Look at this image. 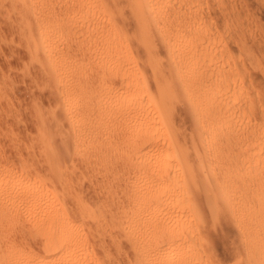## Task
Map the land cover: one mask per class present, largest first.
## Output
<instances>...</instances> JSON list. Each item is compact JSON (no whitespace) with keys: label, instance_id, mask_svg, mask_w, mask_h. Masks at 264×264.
<instances>
[{"label":"bare ground","instance_id":"obj_1","mask_svg":"<svg viewBox=\"0 0 264 264\" xmlns=\"http://www.w3.org/2000/svg\"><path fill=\"white\" fill-rule=\"evenodd\" d=\"M56 1L14 0V11L26 21L30 59L56 90V108L67 132L57 139L59 132L48 127L62 125L55 113L49 122L41 119L45 166L31 173L33 181H25L28 169L0 167V264H112L103 248L110 235L115 245L127 243L132 264H199L200 254L191 245L206 240V230L199 226L203 207L211 213V226L236 224L241 254L252 264H264L263 222L229 193L237 184L233 172H217L213 161H204L205 155L212 157L241 138L248 144L250 172L247 178L240 175V182L264 179V122L253 115L254 120L243 119L246 106L236 104L246 96L243 80L235 81L236 67L227 70L218 62L215 37L197 11L201 4ZM65 34L73 36V43L61 49L55 41ZM72 54L79 61L70 60ZM77 94L86 97L72 101ZM181 105L191 126L190 149L176 125ZM244 125L251 128L244 130ZM87 140L92 144L84 150ZM75 156L98 169L89 166L90 172L102 174L101 205L89 206L76 192L73 162H80ZM196 231L202 233L196 236ZM93 244L98 255L91 251Z\"/></svg>","mask_w":264,"mask_h":264},{"label":"rangeland","instance_id":"obj_2","mask_svg":"<svg viewBox=\"0 0 264 264\" xmlns=\"http://www.w3.org/2000/svg\"><path fill=\"white\" fill-rule=\"evenodd\" d=\"M58 1L59 0H57L56 2L58 3ZM197 1L198 3L193 1L192 3H194V6L195 4H201L202 6V7L200 6V9H198L197 11L198 12L202 11L201 14L204 16L203 17L204 20H202V22L203 21L204 22L202 24L204 25V27L207 26L206 28L209 35L211 33L210 35L211 38L214 39L215 37L214 41L216 40L215 42L218 47L217 59L218 58L220 59V61L218 59V62H220L221 64L225 63L224 66L226 69L236 67L232 69V72L233 71L238 72L237 74L239 78L238 77L237 79L235 78V81L239 83V80L240 81L243 80L242 81L243 83L242 82L240 83H241V87L243 88L245 87V89L243 90V94L246 96L244 100L241 101L242 103L239 102L241 104L236 102L239 109L242 108L243 106H246L243 107L245 112L243 111V109H241L242 114L245 113L243 114L244 115L243 119L245 120L246 117L253 119L252 117H255L254 119L256 120V122H258L259 120V123L260 122L263 123L264 94H262L261 92L264 93V80H263L264 71L262 72L264 68V64H263L264 62L262 63V60H264L263 58L264 57V0H197ZM55 7H57V4H55ZM14 8H15L14 0H0V167L4 168L5 170H9L13 172H19L23 169L24 170L28 169L29 176L26 178L25 181L31 182L35 179L33 177V174L31 173L35 172L36 170L40 171V169L44 168L45 166L43 159L44 147H42L43 144H41L42 142L41 133L44 132V131L41 132V128L43 130V127L45 126L44 125L42 126V122L44 123V121H46L44 119H47L48 121L46 122H49L52 119L54 113L57 115L56 117L61 119V123H59V125L61 124L62 125L59 126L58 128L56 127L55 129L53 128V126H51L48 123V127L50 126L52 128L51 131L59 132L57 139L62 137L67 132L66 131L67 126L66 123L63 121L62 117H60L61 113L56 108L59 104L56 90H54L52 84L49 83L50 81L47 82L48 79H46V76H44L45 73H43L45 71L41 70L40 67H38L37 64L31 61L32 59H30L31 54L28 47L29 46L27 41L28 39H26L27 37L25 36V31L23 29V24L26 21L23 16L18 15V13L14 11L16 10ZM131 28L132 27H128L129 30H131ZM245 36H247L246 41L244 38ZM73 39L74 38L71 35H67V34L60 35L57 37L55 44L58 47H61V49H63L67 47V45L72 44ZM255 44L257 45V48H255L256 47L254 46ZM219 52H220V56L218 57ZM260 52H263V54ZM253 53L256 54L257 56L254 55ZM73 56L75 57V55L72 54L68 58L70 60H73ZM41 58H43V55H41ZM75 58L79 61L80 56L77 55ZM256 58H258L257 59L258 61L256 60V62H259V59H261L260 62L263 68L260 63L259 65L261 67L257 65V63L255 62ZM83 63L86 66L89 64V63L86 64L87 61L82 62V64ZM166 63L168 65L169 61L167 60ZM254 64H256L255 66L258 68L257 70ZM44 65L47 67L45 63ZM239 68L242 70H240ZM259 68H261L262 70ZM254 69L256 72H254ZM45 70H47V68H45ZM256 73L257 75H255ZM237 74H234L235 77L237 76ZM256 77L258 80L256 79ZM255 84L256 86L254 87L255 90L257 89L256 91H254V87H252ZM257 91H261L260 94H258L259 92L257 93L259 97L258 95L256 96ZM252 93L254 95H252ZM85 97L86 96H83L82 94L79 95L77 94L73 96L71 100L80 101V100H84ZM254 104L256 106L251 107ZM181 107L183 106L181 105L179 107L180 108L178 111L179 118L178 116L176 117V125L177 128L182 129L180 131L183 133L185 138H187L186 145H184V147L190 149L191 147L190 139L192 135L191 126L188 122L189 120L187 119V117L183 116L184 115V113L182 112L183 108ZM256 107L258 109H256ZM179 112H181L180 114H182V117H180ZM247 113L248 115H246ZM41 119H43L42 122ZM177 122L179 125L177 124ZM61 128L64 133L60 131ZM250 128L251 126L249 127V125H244L242 129L248 130ZM250 138L252 137L249 136L247 138L246 136V140ZM239 139L241 140V138ZM239 139H237L238 144L235 143L231 145L233 148L231 146H227L226 148H223V151L221 150L220 153L224 152L222 153L224 155L221 156V154L217 152L211 154L213 155L211 157L209 156V154H207L204 156V161L206 163L209 160L213 161L217 172L219 171L220 173H224L225 171L233 172L232 178H234L233 180L237 184H235L236 186L234 185V187L230 190L229 193L235 194V199L239 200V201L235 200L236 203L238 202L240 203V200L241 202H244V204L246 203L245 206L248 205L247 208L249 209V211L253 213H257L258 215L255 214V217H260L261 221L264 224V179H262L261 181H253L256 182V184L251 183L252 181H250V183L249 181L248 182L246 181L247 184L241 183L242 181L240 180V178H242V176L243 177L245 176V178H247L246 175L250 172V170L248 169L249 164L246 163L247 162L246 159H248L247 157L248 144L247 145L242 144ZM91 144H92L91 140L85 141L82 144L84 148L81 146L80 150L81 151L83 149L88 150ZM76 158H79L77 160H79L80 162L78 163L77 161L76 163V160L75 162H73L76 169L75 177L77 182H79L78 184L75 183L77 184L75 185L76 192H78V194L81 197H83L84 201L89 206L94 208L98 204L101 205L102 203H104L102 201H105L103 196H102L103 199H101L102 198L100 193L101 191L99 192L100 185L103 179L102 174H100V172L98 173L96 171L98 169L93 165L91 166L88 164L85 165L84 163L85 165L84 167V165H82V159L79 156ZM190 161H192V159H190ZM70 164L71 163H67L68 166L71 165L73 166V164L71 165ZM92 167L94 169L96 168L95 173H93L94 169ZM89 168L90 171L93 170V172H90L88 170ZM79 173L81 176L78 175ZM119 173H118V178L121 180L122 175ZM99 177L102 179H100ZM76 180L74 179V182ZM84 181L86 184L83 183ZM122 184L123 183H121L120 188L119 187L116 188V190L117 189L119 190V192L117 190L118 193L122 191L121 189L123 188L124 185ZM78 189L82 191H77ZM245 197L247 198V200H245L246 199ZM203 208L201 210H203ZM258 208L260 211L258 210ZM204 209H205V211L203 210L204 212H201V210H199L200 211L199 213H201L202 220H204V223L202 221V223H200L199 226H201L204 231L206 230L205 231L206 233L204 234L206 236V240L203 239L202 241L200 240V242L199 241L197 242V240H195L196 242H194L193 245H191L193 246L192 247L193 250H196L195 253L199 252L197 253L198 256L200 254L199 258H201V260L199 261V264H201L202 262L203 264H252L248 261V258L244 256V254L242 255L240 252L243 239L239 233V230L237 229V225L236 224L224 225L223 222L221 223L222 225L216 226L217 228L214 227L213 225L211 226V224H213L211 223L212 222L211 213L209 214L208 210L206 208ZM194 215L195 214H193V216L191 215L192 216L191 220L194 219L193 218ZM193 221L195 222L196 220L194 219ZM212 227L214 228L212 229ZM115 232L116 230H114V233ZM198 233L201 234L202 231L201 233L200 231H196V236ZM108 237L109 238L107 237L104 238L103 241L105 247L103 245L102 246L107 250L112 260L111 262H113L112 264H132L133 263L132 254L127 247V243L121 240V242L123 241L121 245H118L117 243L115 245L114 242L110 241L112 240L111 235ZM93 245L94 246L93 248H91V251L93 252V254L98 255L100 249L98 245L96 244ZM261 264H263V262Z\"/></svg>","mask_w":264,"mask_h":264}]
</instances>
